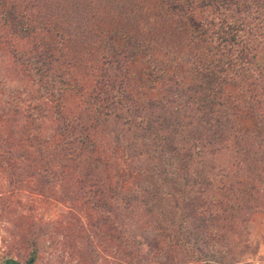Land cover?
Returning a JSON list of instances; mask_svg holds the SVG:
<instances>
[{"label":"trees","instance_id":"16d2710c","mask_svg":"<svg viewBox=\"0 0 264 264\" xmlns=\"http://www.w3.org/2000/svg\"><path fill=\"white\" fill-rule=\"evenodd\" d=\"M257 212L264 0H0V217L26 264L58 236L84 264H238Z\"/></svg>","mask_w":264,"mask_h":264},{"label":"rangeland","instance_id":"374dc122","mask_svg":"<svg viewBox=\"0 0 264 264\" xmlns=\"http://www.w3.org/2000/svg\"><path fill=\"white\" fill-rule=\"evenodd\" d=\"M33 202V201H31ZM24 197L22 200V212L28 209L37 208L31 215L35 216L37 221H47L50 218H56L61 212L54 203H46L36 200L31 203ZM36 211V212H35ZM249 231V251L243 252L238 264H264V212H257L252 215L248 224ZM9 226L2 227L0 217V258L25 263L32 257V250L27 245H22L17 241V237ZM59 244L55 247L48 248L45 252L36 256V260L32 264H84L78 257H73L66 251L61 243V236L55 237ZM50 240L41 241L45 247H48Z\"/></svg>","mask_w":264,"mask_h":264},{"label":"flooded vegetation","instance_id":"af4514ba","mask_svg":"<svg viewBox=\"0 0 264 264\" xmlns=\"http://www.w3.org/2000/svg\"><path fill=\"white\" fill-rule=\"evenodd\" d=\"M0 264H26V263H20V262H17V261L0 258Z\"/></svg>","mask_w":264,"mask_h":264}]
</instances>
